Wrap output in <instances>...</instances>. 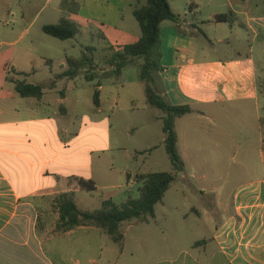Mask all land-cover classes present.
<instances>
[{
    "label": "crops",
    "instance_id": "crops-1",
    "mask_svg": "<svg viewBox=\"0 0 264 264\" xmlns=\"http://www.w3.org/2000/svg\"><path fill=\"white\" fill-rule=\"evenodd\" d=\"M138 1L0 0V264H58L50 253V249H57L59 257L64 258V249L57 241L73 243L80 237V230H99L79 227L65 232L58 228L55 197L73 193L75 199L81 190L67 170V160L72 157L67 137L75 135L70 132L74 120L66 105L67 90L75 78L60 76L67 70L64 64L55 69L56 61H67L68 56L65 50L61 56L53 52L57 43L43 32V26L67 17L78 24L80 33L91 36L96 28L109 42L132 37L133 44L141 37L138 21L130 19ZM170 4L173 12L181 16V25L172 21L161 25L164 70L160 76L163 95L172 105H190L195 110L176 120L185 171L193 162L192 146L199 137L197 133L219 127L218 121L226 123L231 112L244 119L243 113L252 109L259 136L258 147L246 153V158L252 156L246 169L253 171L254 178L239 184L232 203L221 201L217 208L208 205L205 214L214 223L213 236L196 241L190 251L181 250L170 264H264V149L260 129L264 92L253 48L222 60L198 44L204 40L226 42L237 34L235 14L248 17V27L257 36L251 24L256 18L247 4L239 9L234 0H170ZM85 7L88 15L82 14ZM48 8L53 14L47 13L46 18L53 16L54 20L38 25ZM229 13L233 22L213 21L216 15ZM125 45L108 47L120 50ZM23 80L44 85V96L20 97L14 81ZM220 127L224 137L239 138L229 144L234 159L242 147L240 133L229 125ZM201 161L209 163L204 158ZM210 205L216 216H210ZM195 210L203 216L200 209ZM212 245L216 250L212 251Z\"/></svg>",
    "mask_w": 264,
    "mask_h": 264
},
{
    "label": "rangeland",
    "instance_id": "rangeland-1",
    "mask_svg": "<svg viewBox=\"0 0 264 264\" xmlns=\"http://www.w3.org/2000/svg\"><path fill=\"white\" fill-rule=\"evenodd\" d=\"M249 2L234 0L239 9L247 4L256 18L251 24L258 32L257 36L248 27V17L235 14L237 34L226 42L204 40L198 44L210 50L214 58L222 60L246 54L253 48L264 92V19L261 18L264 0ZM176 5L181 4L176 2ZM88 10L85 7L82 14L88 15ZM186 12L190 14L189 10ZM47 13L53 14L52 9L46 10L38 25L46 20H54L53 16L46 18ZM97 15L100 16L101 12L98 11ZM130 19H133V23L137 22L133 16ZM49 39L57 43L54 53L60 52L61 56L65 50L68 58L76 59L88 54L93 57L96 67L94 72L82 70L67 90L69 100L66 105L74 120L70 132H75V135L67 137L70 145L68 152L72 153L71 159L67 160V170L74 177L93 179L97 183L95 191L80 190L75 194L79 208L84 211L99 210L107 199L121 207L129 199H138L142 182L136 180V175L170 172L172 163L162 142L165 114L149 106L144 83L140 80L142 60L136 59L120 75L107 63V55L113 54L108 46L124 42L131 44L132 37L119 43L109 42L94 28L91 36L79 33L66 41L53 37ZM62 64L68 69L67 61L62 58L56 61L55 69ZM87 73H94L95 79L88 81ZM96 90L101 92L100 108L94 105ZM261 104L264 116V97ZM243 114L244 119H239L231 112V118L226 123L218 121L219 127L197 133L199 137L192 146V152H195L192 153L193 162L188 164L185 171L187 177L183 179L184 173L176 177L163 201L155 206L154 216L128 220L122 224V245L113 242L101 229L93 232L80 230L76 242H56L64 249V258L59 257L57 249H50L51 256L58 264H170V260L181 250L190 251L196 241L213 236L214 223L205 214L208 205L214 204L217 208L221 207V201L232 203L239 184L254 178L253 171L246 169V163L252 160V156L246 158V153L258 147V121L252 109H247ZM225 125L240 133L242 147L234 159L229 144L237 142L239 138L224 137V130L220 126ZM177 128L181 130L180 123ZM202 158L209 163L204 165ZM202 174L204 177H201ZM210 207V216H216L212 205ZM195 209H200L203 216ZM211 247L212 251L216 250V245Z\"/></svg>",
    "mask_w": 264,
    "mask_h": 264
},
{
    "label": "trees",
    "instance_id": "trees-1",
    "mask_svg": "<svg viewBox=\"0 0 264 264\" xmlns=\"http://www.w3.org/2000/svg\"><path fill=\"white\" fill-rule=\"evenodd\" d=\"M133 15L141 27V37L133 44L123 46L120 50L108 47L113 54L107 55V63L113 67V71L120 75L122 70L136 59L142 60L140 80L144 83L145 94L149 106L164 112L163 131L165 134V148L172 163L170 172H149L136 175V180L142 182L140 197L129 199L126 204L119 207L111 199L103 201L99 210H81L74 199L73 193H60L54 199L58 208V228L69 232L79 227H96L106 232L113 242L122 245L124 235L121 226L125 221L144 219L155 215V206L163 201L171 184L176 177L185 172V162L179 152V137L175 122L178 118L195 112L190 105H172L164 94V87L160 73L164 70L161 65V25L164 21H172L179 27L181 16L173 12L170 0H139L133 8ZM232 16L227 14L216 15L215 22H231ZM233 22V21H232ZM43 32L59 40L75 38L80 29L73 20L62 17L56 24L43 26ZM68 69L60 75L66 78H76L82 70L95 71L93 57L84 54L81 58H68ZM88 81L95 79V74L86 75ZM15 90L23 98H42L45 94V86L32 84L26 81H14ZM101 92L96 90L93 96L94 105L101 106ZM260 129L263 135L264 149V116L260 120ZM72 180L84 191L93 192L97 189V183L93 179L74 177Z\"/></svg>",
    "mask_w": 264,
    "mask_h": 264
}]
</instances>
